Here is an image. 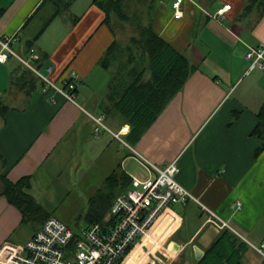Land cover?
I'll use <instances>...</instances> for the list:
<instances>
[{
  "label": "crops",
  "instance_id": "obj_1",
  "mask_svg": "<svg viewBox=\"0 0 264 264\" xmlns=\"http://www.w3.org/2000/svg\"><path fill=\"white\" fill-rule=\"evenodd\" d=\"M174 2L157 0L152 27L196 68L130 144V125L114 105L121 90L110 86V69L100 64L120 36L104 10L94 0H72L48 21L54 11L48 1L0 0V37L14 35L11 47L21 55L33 47L42 71L54 66L51 79L58 85L69 71L76 73L71 101L44 91L18 59L0 62V246L25 244L45 219L25 220L2 193L4 179L27 178L26 192L46 215L78 230L107 222L110 208L98 195L108 192L116 168L129 178L147 173L146 160L159 167L176 160L177 181L199 202L169 206L124 264H194L195 249L202 257L222 230L205 221L199 203L228 220L247 243L241 264H264L254 248L264 242V149L255 154L261 140L252 134L264 102V68L249 69L245 56L250 47L264 46V13L243 12L245 0H182L177 8ZM225 4L230 8L213 18ZM90 115L102 116L106 128L96 132ZM129 187L130 180L124 191Z\"/></svg>",
  "mask_w": 264,
  "mask_h": 264
},
{
  "label": "trees",
  "instance_id": "obj_2",
  "mask_svg": "<svg viewBox=\"0 0 264 264\" xmlns=\"http://www.w3.org/2000/svg\"><path fill=\"white\" fill-rule=\"evenodd\" d=\"M44 1L54 6L48 21L66 10L72 2V0ZM94 2L104 10V20L114 33L124 25L131 27L127 41L122 42L118 36L114 37L100 58V64L110 69L112 77L110 86L117 85L121 90L119 96L115 98L114 105L124 121L130 125L127 141L135 144L168 102L183 88L196 67L154 31L151 16L157 0H94ZM243 12L248 14L257 12L258 15H262L264 0H245ZM257 118L258 122L252 129V134L261 140L256 148V155L264 149V102L257 112ZM120 169L116 168L108 177L106 184L109 187L108 192L98 195L100 200H104V207L108 209L117 192H123L130 180ZM3 184L2 193L20 209L25 220H42L48 216L40 204L26 192L25 189L29 185L27 178L17 182L4 179ZM247 249L248 245L241 237L231 229L223 228L194 264H241Z\"/></svg>",
  "mask_w": 264,
  "mask_h": 264
},
{
  "label": "built area",
  "instance_id": "obj_3",
  "mask_svg": "<svg viewBox=\"0 0 264 264\" xmlns=\"http://www.w3.org/2000/svg\"><path fill=\"white\" fill-rule=\"evenodd\" d=\"M182 0H175L174 7H179ZM230 4L213 13V18H220ZM178 14V11H175ZM14 35L0 37V62L14 57L25 67L32 70L42 81L43 90L53 89L67 99L74 101L76 85L75 71L71 70L58 85L51 79L54 71L52 64L39 65L40 55L31 47L25 55L17 53L11 43ZM249 69L264 68V46L250 47L246 52ZM96 123L95 131L106 128L102 116L90 115ZM114 135L121 139L120 133ZM147 173L130 174V187L119 193L109 209L107 222L94 221L90 225L73 230L56 216H48L40 228L23 245L4 241L0 246V264H124V260L133 246L142 239L156 219L175 203L198 199L176 179L179 165L176 160L164 167L146 160ZM207 216L205 221L217 229L235 228L226 219L206 205L199 203ZM236 207L241 202L236 201ZM253 245V244H252ZM264 256V242L254 245Z\"/></svg>",
  "mask_w": 264,
  "mask_h": 264
},
{
  "label": "rangeland",
  "instance_id": "obj_4",
  "mask_svg": "<svg viewBox=\"0 0 264 264\" xmlns=\"http://www.w3.org/2000/svg\"><path fill=\"white\" fill-rule=\"evenodd\" d=\"M124 28V29H123ZM120 31V36H119V39L124 42V41H127V37L128 35L131 33V27L129 25H124L123 27H120L119 29ZM179 204L175 203V204H172L171 206L172 207H177ZM82 215L84 216L85 215V211H82ZM74 225V224H73ZM75 226V225H74ZM74 229H77V228H74Z\"/></svg>",
  "mask_w": 264,
  "mask_h": 264
},
{
  "label": "water",
  "instance_id": "obj_5",
  "mask_svg": "<svg viewBox=\"0 0 264 264\" xmlns=\"http://www.w3.org/2000/svg\"><path fill=\"white\" fill-rule=\"evenodd\" d=\"M202 255V251L200 249H195V258L200 259Z\"/></svg>",
  "mask_w": 264,
  "mask_h": 264
},
{
  "label": "bare ground",
  "instance_id": "obj_6",
  "mask_svg": "<svg viewBox=\"0 0 264 264\" xmlns=\"http://www.w3.org/2000/svg\"><path fill=\"white\" fill-rule=\"evenodd\" d=\"M147 232H148V231H147ZM147 232H146V234H147ZM146 234H145V235H146ZM145 235H144V236H145ZM144 236H143V237H144ZM143 237H142V239H143ZM142 239H141V240H142ZM141 240H140V241H141ZM140 241H138V242L133 246V248H134L136 245H138V244L140 243ZM133 248H132V249H133ZM132 249L129 251V253L132 251ZM129 253L127 254V256L129 255ZM127 256H126V257H127ZM125 259H126V258H125ZM124 262H125V260H124Z\"/></svg>",
  "mask_w": 264,
  "mask_h": 264
}]
</instances>
